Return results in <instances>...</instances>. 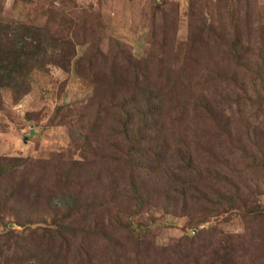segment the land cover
<instances>
[{
	"label": "rangeland",
	"instance_id": "374dc122",
	"mask_svg": "<svg viewBox=\"0 0 264 264\" xmlns=\"http://www.w3.org/2000/svg\"><path fill=\"white\" fill-rule=\"evenodd\" d=\"M1 6L6 18L40 27L73 50L68 71L54 64L35 71L20 102L3 90L0 115V157L35 164L3 184L32 189L37 201L28 211L39 220L70 222V264H101L109 256L123 264H264V0ZM234 41L243 58L234 56ZM59 49L50 54L61 58ZM127 114L173 124L194 157L230 179L213 184L238 194L237 209L189 218L165 213L155 178L146 188L155 207H136L129 173L112 159L131 145L107 130L115 120L127 122ZM209 152L216 158L207 160ZM92 219L102 231L87 227ZM11 220L6 214L5 224ZM62 246L47 249L58 254Z\"/></svg>",
	"mask_w": 264,
	"mask_h": 264
},
{
	"label": "trees",
	"instance_id": "16d2710c",
	"mask_svg": "<svg viewBox=\"0 0 264 264\" xmlns=\"http://www.w3.org/2000/svg\"><path fill=\"white\" fill-rule=\"evenodd\" d=\"M200 8L203 9V5ZM49 35L40 27L6 18L0 0V115L5 109L1 94L3 90H10L14 103H18L31 92L32 75L35 71H44L51 64L65 71L69 70L72 63L69 57L73 58L71 44L66 42L60 47ZM231 46L234 56L244 57L241 55L243 50L240 43L234 41ZM57 48L62 52L58 59L50 54L51 50ZM261 67L264 68V58ZM149 100L152 101L151 98ZM143 116L147 117L146 114ZM126 120L128 121L115 120L118 124L116 128L107 130L123 136L131 145V151L117 152L112 159L121 163L129 173L130 194L136 207H155L152 196L146 190L149 180L155 178V187L162 191V208H165V213L189 218L196 213H227L228 209H237L234 207L240 201L238 194L222 192L213 184H232L230 179L212 169L207 162L194 157L188 140L181 132H174L173 124L166 121L165 125L147 120L136 122L129 114ZM209 153L212 157L208 156L207 160L216 158L214 153ZM32 164L35 167L29 160L0 157V264H70L68 256L72 257V254L69 246H64L67 245V235L74 236L70 222L63 225L58 223L56 226L52 220L55 217L48 220L47 215L39 220L38 216L28 211L37 201L33 190L26 192L24 187V192L22 184L8 190L3 184L7 176L30 168ZM262 211L260 214H264V210ZM48 213L53 215L55 211ZM6 214L12 220L5 224ZM87 225L93 232L102 231L101 227H97L95 219ZM79 236L80 233L77 237ZM57 241L63 245L58 254L47 249L48 244ZM76 255L80 257L79 250ZM100 263L124 262L121 258L109 256Z\"/></svg>",
	"mask_w": 264,
	"mask_h": 264
}]
</instances>
